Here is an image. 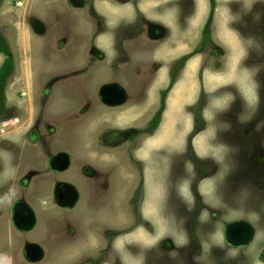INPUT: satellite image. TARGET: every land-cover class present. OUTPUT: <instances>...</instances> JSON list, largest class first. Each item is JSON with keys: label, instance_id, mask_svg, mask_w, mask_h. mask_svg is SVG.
I'll return each mask as SVG.
<instances>
[{"label": "rangeland", "instance_id": "obj_1", "mask_svg": "<svg viewBox=\"0 0 264 264\" xmlns=\"http://www.w3.org/2000/svg\"><path fill=\"white\" fill-rule=\"evenodd\" d=\"M214 1L211 44L169 86L178 58L148 51L170 30L119 46L120 16L108 3L110 29L95 37L84 21L71 27L64 0H2L15 73L5 90L10 116L0 121V264H264V0ZM172 4L185 15L195 7ZM108 84L124 90L123 103L102 100ZM117 126L137 135L103 147L99 133ZM61 150L71 165L53 173L49 159ZM82 167L99 171L95 187L79 189L74 206L53 201L54 182L77 181ZM18 199L36 216L26 231L12 220ZM240 221L254 233L238 247L226 230ZM31 242L43 251L37 260L24 255Z\"/></svg>", "mask_w": 264, "mask_h": 264}, {"label": "flooded vegetation", "instance_id": "obj_2", "mask_svg": "<svg viewBox=\"0 0 264 264\" xmlns=\"http://www.w3.org/2000/svg\"><path fill=\"white\" fill-rule=\"evenodd\" d=\"M149 1L150 0H64V10L65 9H66V11L68 10V13L70 14V18L68 20L67 19L66 20L69 24L71 23V27L78 25L77 24V23H79L78 21H84V22L91 24L94 27H96L95 37H99L102 35H106L105 33H107L108 30L110 29V27H108V18H110V17H108V15H107V12H106L107 8L104 5V2L108 3L111 8L118 9V14L120 16V22L121 23H118L119 27L117 26V27H113V28H115V30H117L116 31L117 33L121 34L119 37L120 41H118V43H117L120 46V44L128 45L127 42L123 43V40L129 41L131 39H139V37L144 32H145L147 38H149V39L155 38L156 40L163 39L165 37V35H167L166 33L168 32V30L163 29L161 26H157V24L151 23L149 16L144 11V6ZM53 10L55 11V13H58L60 11L59 9H57L56 6H54ZM77 13H80L82 15L78 16ZM72 29H74V28H72ZM74 30H73V33H74ZM77 36H78V34H77ZM95 37L92 39V46H96V44H97ZM65 41H66V39L61 38V39H59L58 43L61 42V44H66ZM108 43H110V42H108ZM114 45L116 47V41H115ZM114 45H112L110 43V46L113 50L115 49ZM194 48H193V50H194ZM101 52L95 53V55L100 59L104 58V55H105L104 51H101ZM193 54H195V53H193ZM125 55L129 56L128 53H126ZM182 56H180V57H182ZM172 67H173V65H172ZM172 67L170 68V75L172 72ZM114 96H116V93L112 90H108L105 93V98H103L102 94H101L102 100L107 105H112V106L114 104H112L110 101L114 98ZM152 116L150 117V119L152 118ZM150 119H149V121H150ZM148 122H147V125H148ZM109 128H111V129L101 131L99 133L98 140L101 139L99 141H101V144L103 145V147H115V146H117L116 144H111L108 142V140L112 136H117V137L121 136V137H123V141L132 142V140L137 135V129H132V132H130L129 134H126L125 133L126 130L125 131L121 130V129H119L118 126L116 128L115 127H109ZM145 131L150 132L151 130H149L148 126H146ZM112 145H115V146H112ZM134 148H135V146H134ZM133 151H135V150L133 149ZM131 154H133L132 151H131ZM49 164H50V169L53 173L61 174L63 172H66L67 169H69V167L71 165L70 154L64 150L57 151L50 157ZM81 176L82 177H80L77 181H71V180L64 179V178H59L58 180H56L54 182V186H53V201H56L57 203H59L63 206H67V205H73L74 206L77 203V201H79L78 190L81 188H84V187H86V188L95 187V186H92L93 184H91V183H93L94 179L100 178V173L96 169H91L88 167L87 168L82 167ZM81 179H86L87 183L81 185V183L83 182V180H81ZM26 201L27 200H25V199H18L17 202H15L13 205L12 220L20 231L28 230V229H26L27 228L26 226H28L27 221L29 218V213H30L29 211L30 210L33 211V208ZM18 202H19V205H17ZM70 203H73V204H70ZM34 217H35V222H36L35 213H34ZM34 225H35V223H34ZM236 230L239 231V233L237 235H234L235 230L231 229L229 231V236H230L231 240L235 241L236 243L237 242L239 243L240 238L242 237L240 235L242 230L241 229H236ZM31 243H33V242H31ZM31 243H27L26 245H24L23 250H24L25 256L27 253L26 252V246L28 244H31ZM237 246L239 247L240 244ZM26 258H27V256H26Z\"/></svg>", "mask_w": 264, "mask_h": 264}, {"label": "crops", "instance_id": "obj_3", "mask_svg": "<svg viewBox=\"0 0 264 264\" xmlns=\"http://www.w3.org/2000/svg\"><path fill=\"white\" fill-rule=\"evenodd\" d=\"M174 1L178 0H150L144 6L151 23L160 24L163 29L171 31L166 40H162L148 51L150 56L159 61L165 58L176 60L190 53L201 37L202 25L209 14L206 10V0H194L195 7L191 14L187 15L181 11L178 4H172ZM174 38L177 39L175 42ZM180 50L181 53L175 55Z\"/></svg>", "mask_w": 264, "mask_h": 264}, {"label": "trees", "instance_id": "obj_4", "mask_svg": "<svg viewBox=\"0 0 264 264\" xmlns=\"http://www.w3.org/2000/svg\"><path fill=\"white\" fill-rule=\"evenodd\" d=\"M1 2L2 0H0V5ZM214 10H215V1L211 0L209 14L201 30L200 40L191 53L187 55H183L174 62L172 67V72L170 75L169 86H171L174 83L176 78V72L179 71V69H181L184 66V63L189 58L190 54L199 53L203 51L205 47L211 44V33H212ZM0 54L4 56L3 61L0 64V121H4L7 120L10 116L8 115L10 108L7 107L6 105L7 98H6L5 90L9 79L13 77L15 73V57L10 44L8 43L7 39L1 32H0ZM165 97H166V91L164 90L161 92L159 106L147 125L148 129L151 131L157 127L160 121L161 114L165 108ZM138 187L140 188V184ZM261 259L264 260V253L261 255Z\"/></svg>", "mask_w": 264, "mask_h": 264}, {"label": "water", "instance_id": "obj_5", "mask_svg": "<svg viewBox=\"0 0 264 264\" xmlns=\"http://www.w3.org/2000/svg\"><path fill=\"white\" fill-rule=\"evenodd\" d=\"M108 90H112L116 93V96H114V98L110 101L112 104L114 105H117V104H121L124 102V99H125V93H124V90L119 86V85H116V84H108V85H105L102 90H101V94H102V97L105 98V93L108 91ZM17 205H19V202L17 203ZM30 210V209H29ZM29 218H28V226H26L27 228L26 229H30L31 227H33L34 223H35V217H34V212L32 210L29 211ZM235 230L234 231V235H237L239 233V231H237L236 229H241V238H240V242L236 243L235 241L231 240L230 239V236H229V231L230 230ZM253 228L252 226L247 223V222H234V223H231L229 224L227 230H226V239L229 240L230 242H232L233 244L235 245H239V244H247L253 237ZM26 256L28 259L30 260H37L39 259L40 257H42V254H43V251L41 249V247L36 244V243H31V244H28L26 246Z\"/></svg>", "mask_w": 264, "mask_h": 264}]
</instances>
